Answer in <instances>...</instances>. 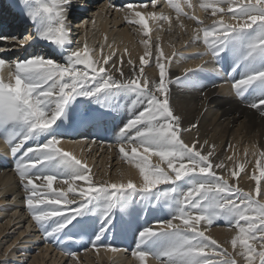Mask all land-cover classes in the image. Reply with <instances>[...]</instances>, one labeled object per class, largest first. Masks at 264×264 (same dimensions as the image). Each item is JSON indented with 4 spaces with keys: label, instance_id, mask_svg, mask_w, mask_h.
Wrapping results in <instances>:
<instances>
[{
    "label": "snow or ice",
    "instance_id": "6c2138e0",
    "mask_svg": "<svg viewBox=\"0 0 264 264\" xmlns=\"http://www.w3.org/2000/svg\"><path fill=\"white\" fill-rule=\"evenodd\" d=\"M156 2L151 0L153 7ZM72 3L17 0L33 34L23 38L0 35V41L8 42L7 47H0V139L13 158L25 210L45 241L72 259L77 252L65 245L83 244L85 238L97 253L102 248L113 253L127 251L105 240L119 227L132 231L135 246L131 254L139 264H147L149 257L157 264H264V151L256 161L259 175L251 177L255 186L245 190L238 183L243 163L227 156V161L236 164L229 170L214 142L199 136L185 141V133L199 132V122L185 126L172 94L173 84L195 89L201 104H206L207 85L198 77L219 75L220 67L207 65L223 63L228 65L233 94L264 118V0H203L200 8H210L211 15L219 13L220 18L198 29L193 38V43L202 40L206 47L195 53L200 63L175 77L169 65L179 54L166 56L159 43L150 44V37L140 41L145 51L138 61L130 58L127 47L119 56L114 49L94 59V50L86 41L81 47L73 39ZM167 3L178 20L183 15L203 24L182 11L180 0ZM185 3L192 7L190 0ZM126 8L124 20L141 26L145 37L150 32L149 20L168 22L171 27V18L163 13L149 12L146 17L132 12L131 3ZM33 41L47 42L55 50L11 59L3 55L12 48L27 52L26 45ZM104 47L100 46L101 51ZM125 55L129 56L126 60ZM205 56H211V61ZM152 65L158 68V79L147 74L146 66ZM122 108L127 118L115 125L111 144L118 145L121 158L138 170V182L131 176L125 181L122 172L118 181L97 179L86 160L61 146L69 130L100 129L106 116ZM67 143L83 145L82 152L91 146L87 139ZM153 156L160 163L152 164ZM57 181L67 187H53ZM151 213L167 218L155 219L152 223L159 225L155 228L146 219ZM220 220L235 229L232 251L206 234Z\"/></svg>",
    "mask_w": 264,
    "mask_h": 264
},
{
    "label": "bare ground",
    "instance_id": "6f19581e",
    "mask_svg": "<svg viewBox=\"0 0 264 264\" xmlns=\"http://www.w3.org/2000/svg\"><path fill=\"white\" fill-rule=\"evenodd\" d=\"M190 3L192 4V7H189L188 4L185 3V0H180V7L183 9L182 11L187 13L190 9L192 11L191 15L196 16L199 18V20H201L203 15L201 13L202 9L199 6L200 3L194 2V0H190ZM74 4L75 2L72 3V6ZM139 4L144 5L142 4V1H139ZM139 4H133L134 8L131 11L140 12L146 17L147 13L149 12L159 13L161 10L159 6L141 7ZM99 6L102 8L101 10L104 14L111 17V19H109L110 17H105V20L100 18L99 28H96L97 36L101 41L100 44L105 45L103 51H101L99 45L97 47L92 45L94 44L91 42L94 38V24H91L90 28L87 24L80 26L79 29L81 34L85 37L84 40L88 42V45L90 44L91 46L95 47L93 49L94 51L92 55L95 57L97 56V59H99L98 56L101 55L100 57H102L106 53V50L109 54L115 49L117 50V56H119L120 54L124 53V49L127 47L129 53L131 54L130 58L138 61L139 57L143 55L145 51L144 45L140 43V41L143 39H149L150 36L145 37L143 33H140L139 39L133 37V30L131 31L130 28H128L129 26L126 25L127 22L124 20L125 13L129 11L127 8L115 6L116 8L123 9L121 11H116L113 7L109 6L107 2L101 3ZM163 7L167 9L166 14L169 15L171 12L173 13V8L167 3H164ZM88 16L89 14H87L85 21L90 22V19L88 20ZM181 18L184 19L183 17ZM107 19L109 20L107 21ZM111 23L113 25H110ZM148 23L149 28H151V25H154L156 22L149 20ZM184 24H186L185 27H193V29H195L192 20H185ZM190 33L191 32H189V34ZM181 34H183V31ZM192 35L193 34L191 33V36ZM194 36L195 35L190 38L188 37V39L186 38V41L184 40L177 46L170 48L168 50L170 53L169 55H171L173 51L179 52L181 49L185 50L182 51L184 53H194L198 49H201L199 45L200 42H192L193 40L191 39ZM105 37H107V40H105ZM108 44H111L112 48H108ZM116 58V56L113 57V59ZM128 58L129 56H124L125 60ZM179 60L180 59L176 57L175 64L173 65L172 63L169 65L170 74L172 77L182 75L184 68H195L196 65L200 63L199 59H192L186 63L180 62ZM208 67L212 68V66ZM125 71L127 72V67H125ZM224 72H228V67ZM158 75L159 72L157 69L156 74L148 76L158 79ZM198 78L205 85H207L204 90L208 93V99L204 105H202L200 102L199 91L191 88H180L175 84L172 85L174 102L184 117L185 126H187L189 122H199V132L197 133L194 130L191 134L185 133L183 135L185 141L191 142L194 137L199 136L201 140L207 138L211 142H214L217 145L216 153L219 155L221 160H225V162L228 164L229 170L234 168L236 164L232 161H227L226 157L233 156V158H235L237 155L234 157V154H237L238 151H248L254 157H259L256 153L264 151V118L257 116L255 114L256 110L247 107L245 102H241L239 98L233 94L231 91L230 82H228L229 79L222 81L219 87L212 88L211 84L214 83L212 80L202 78L201 76ZM122 103L124 102L122 101ZM205 107L207 108L206 112L203 111ZM121 111L124 112V109L122 108ZM228 144H231V148L227 147ZM61 146L66 151L72 152L77 156V158L86 160L90 167L92 165L91 160L88 159V156L94 158L97 156L98 151L101 152L100 155L102 156V161L105 160L106 162H102L101 168L102 170L104 169V171L106 170V165L109 163L111 158L114 156L120 158L119 148L99 149L95 147L92 149V151H90L91 154L89 155V152H87L88 149H86L84 152L81 151V148L84 147L81 144L67 143V141H62ZM1 148H4L2 151L6 154L10 153L8 147L0 145V149ZM86 155L87 159L85 158ZM154 158L157 159L156 156H154ZM253 164L254 163H250V165L248 164V169L245 168V172L252 171V169H254L252 167ZM100 172L102 174V171ZM121 172L125 174L123 176L125 181H127L129 176H131L132 179L138 182V170L135 169L131 164L120 166L119 171H116V173H114L112 176H109L106 173L105 178L104 175L102 177L100 173V175L98 173L95 175L96 177H100V179H111L112 181H118L121 179ZM225 175L229 181L232 182V178L226 173ZM15 176L16 175L12 174V172H9L7 169H0V264H21L26 259H28L27 264H72V262L75 264H139V261L136 260V258H134L132 255H129L130 253L128 254V252L125 251L113 253L102 248L98 253L96 250H91L85 252L82 255H78L75 259H72L58 255L57 252L52 251L51 247L48 248L43 246L41 238L37 233L34 232L35 228L31 224L32 221L30 214L24 208V193L20 187L19 178ZM37 183L40 182L37 181ZM238 183L240 186L245 187V189H250L253 187L254 182L252 183V180H239ZM53 187L66 188L67 186L60 185L59 181H57L54 182ZM13 197H15V199H13ZM151 214L146 217L147 220L151 219ZM158 218L165 219L163 217H156L150 221L153 222ZM220 223V221H217L211 228H209L206 234L210 235L218 242H221L224 247L229 249V251H232L230 240L231 237L235 235V232L229 228L214 227ZM34 251H37V253L34 254ZM5 252L8 254L5 255ZM147 264H157V261L149 257Z\"/></svg>",
    "mask_w": 264,
    "mask_h": 264
},
{
    "label": "rangeland",
    "instance_id": "374dc122",
    "mask_svg": "<svg viewBox=\"0 0 264 264\" xmlns=\"http://www.w3.org/2000/svg\"><path fill=\"white\" fill-rule=\"evenodd\" d=\"M194 2H198V3H202L203 2V0H194ZM98 8H94L93 7V9H92V11H90L89 12V14H90V17H88V19L90 18V22H93V21H96L95 23H94V27L95 28H93V34H94V38L92 39V43H94V44H92V45H95L96 47L99 45V47L101 46V41L99 40V37L97 36V30H96V28H99V19L100 18H103L104 20L108 17H110L109 15L107 16L106 14H104L103 12H102V10H100V9H98ZM161 9V10H160ZM160 11H159V13H163L164 15H167V16H169L170 18H171V21H172V23H171V27H169V23L168 22H164V21H161V22H159V23H155L154 25H151V28H149L150 29V32H149V36H150V39H151V41H156L157 43H159V45H160V47L163 49V51H164V53H165V55L166 56H172V54L175 52V51H173V53L171 54V55H169L170 53H169V49L170 48H172V47H175V46H177L178 44H180V43H182L184 40L186 41V38L188 39V37L190 38V37H192L193 35H196L197 34V30L198 29H200V28H203V27H205V26H208V25H210L212 22H213V20H219V18H220V14L218 13L215 17H213L212 15H211V9L209 8V9H207V10H204V9H202V17H201V20L200 21H203V24H198L195 20H192V19H188L187 17H185V16H182V15H180L179 16V20L177 19V12L173 9V13L171 12L169 15L168 14H166V8H164L163 6L162 7H160ZM163 9V10H162ZM183 10V9H182ZM105 11V10H104ZM151 11V10H150ZM164 11V12H163ZM192 11L189 9V12H187V14L189 15V16H192L191 13ZM157 13V12H156ZM158 13V14H159ZM94 14V15H93ZM106 17V18H105ZM181 17H183L185 20H187V21H191L192 20V22L194 23V27H195V29H193V27H185L186 26V24H184L185 23V20L184 19H182ZM92 18V19H91ZM225 18V20L226 21H228V17L227 16H225L224 17ZM94 19V20H93ZM109 19H111V17L109 18ZM109 19H107V21L109 20ZM175 19V20H174ZM111 21V20H110ZM89 22V23H90ZM177 22V23H176ZM229 22H234V21H229ZM98 23V24H97ZM183 24L184 25V27L183 28H181L180 27V24ZM91 24H93V23H90V25ZM153 24V23H152ZM110 25H113L112 23L110 24ZM126 25L127 26H129L128 28H130V30L132 31V35H133V37L135 38H138L139 39V34L140 33H143L142 32V30H141V26H139V25H131V24H129L128 25V23H126ZM161 25H162V27H161ZM97 26V27H96ZM153 28V29H152ZM187 28V29H186ZM188 28H189V30H188ZM191 29V30H190ZM154 31V32H153ZM182 31H183V34H181L182 33ZM189 32H191L193 35L191 36V33L189 34ZM151 33V34H150ZM200 35H201V37H202V32L200 33ZM97 36V37H96ZM187 36V37H186ZM157 37L159 38L158 40H157ZM185 37V38H184ZM194 38V37H193ZM192 38V39H193ZM100 41V42H99ZM98 43V44H97ZM150 44H151V42H150ZM168 46V47H167ZM93 47V46H92ZM93 48H95V47H93ZM92 48V49H93ZM106 53L104 54V55H106V54H108V52H107V50L105 51ZM175 53H177L178 54V52H175ZM101 56V55H100ZM100 56H98V58H101ZM176 57L177 58H180V55L178 56H175V58H174V56L172 57V63H173V65L175 64V60H176ZM94 59H97V56L95 57H93ZM171 63V64H172ZM157 67L155 66V65H152L151 67H147L146 66V71H147V74L148 75H154V74H156V72H157ZM257 116H259V117H261L260 116V114L256 111V113H255ZM129 149V150H128ZM126 150H128V151H130V148H127ZM240 150V149H239ZM239 152V153H238ZM237 152V154H234V157L235 158H233V160L234 161H236V162H239V163H243L244 164V162H245V164H244V171L243 172H241V177L240 178H238V181L239 180H245V181H251L252 180V183H253V187L255 186V181L251 178L253 175H259V170L257 169V167H256V161H257V159H260V157H254L253 155H251V153L250 152H248V151H244V152H240V151H238ZM245 153V154H244ZM250 153V154H249ZM101 154V152H98L97 153V156L96 157H94V158H92L91 156H88V159H90L91 160V168H92V171H93V173H100L101 174V172L100 171H102V174H101V176L103 177V175H104V178H105V176H106V174H108L109 176H112L114 173H116V171H119V169H120V166H125V165H128L129 163H126L122 158H121V156L119 155V157L120 158H117L116 156H114L113 158H111V160L109 161V163L106 165V170L104 171V169L102 170V162L103 163H106L105 162V160L104 161H102V156L100 155ZM257 154V156H259V153L257 152L256 153ZM108 155V154H107ZM105 156H106V154H105ZM118 160H117V159ZM113 159H114V161H113ZM154 158V156L153 157H151V162H152V164H157V163H160V161H159V158L157 157V159H155ZM107 160H109V159H107ZM106 160V161H107ZM249 160V161H248ZM250 163H254L253 165H252V167L254 168V169H252V171H250V172H245V170L246 169H248V166L250 165ZM99 164H101V165H99ZM249 164V165H248ZM99 165V166H98ZM162 167H165L166 168V165H161ZM96 167V168H95ZM98 167V168H97ZM246 168V169H245ZM99 171V172H98ZM104 171V172H103ZM106 173V174H105ZM99 174V175H100ZM230 177V176H229ZM97 179H100V177H96ZM251 178V179H250ZM241 187H243V186H241ZM244 189H245V187H243ZM245 190H248V189H245ZM215 228L216 227H218V228H229L226 224H225V222L224 221H222L221 220V223L219 224V225H216V226H214ZM232 230H234V232H235V229H232ZM38 251V250H37ZM37 251H34V254L35 253H37ZM33 254V253H32ZM72 264H75V263H73L72 262Z\"/></svg>",
    "mask_w": 264,
    "mask_h": 264
}]
</instances>
